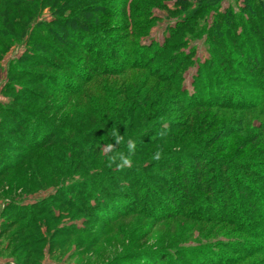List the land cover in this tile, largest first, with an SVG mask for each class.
<instances>
[{"label": "rangeland", "instance_id": "rangeland-1", "mask_svg": "<svg viewBox=\"0 0 264 264\" xmlns=\"http://www.w3.org/2000/svg\"><path fill=\"white\" fill-rule=\"evenodd\" d=\"M72 2L80 8L70 7ZM197 4V0H65L64 3L63 0H0V264H132L124 260L125 254L132 250L156 255V264H205L198 258L196 250L203 251L204 257H211L212 263H217L228 261L239 253L238 249L241 253L251 249L257 238L240 246L239 238L244 239V234L232 230L222 218L231 215L227 214L225 203H234L239 196L237 182L246 179L250 185L257 184L250 194L253 197L262 196L264 191V77L259 87L252 83V76L244 66L247 50L238 52L228 34L221 33L225 38L223 42H213L210 32L202 31L203 28L199 31L203 26L208 29L215 20L219 23L221 17H216L217 14H242L246 20L247 16L242 12L244 0H219L216 7L206 10L204 24L202 12L192 17L191 11L197 9ZM89 7L96 8L91 12ZM125 9L130 13L129 18L121 15ZM72 17L84 21L87 30H80L76 20L66 24ZM54 20L59 24H54ZM179 23L186 28L170 40L169 45L174 46L163 58L165 64L156 63L150 67L162 76L176 73L184 93L170 96L164 106L166 112L158 120L159 125L153 126L154 132L141 143L148 145L155 140L153 143L158 144L163 140L159 145L163 143L164 148L156 152L160 155L180 153V158L165 156L163 166L156 164L145 175L133 171L131 178H127L112 173L109 178H116L125 186L137 184L136 188L124 190L134 195L132 197L140 191L134 206L139 212L124 216L114 210H100L93 216L83 206L86 197L92 199L96 193H87L88 187H84V194L69 195L68 188L82 189L85 175L92 171L96 172L92 176L94 181H103L104 176H108V172L101 171L102 157L108 154L103 147L108 142L104 135L111 133L113 128L108 127L106 132L100 130L91 139L84 137V132L89 130L84 126L80 128L84 122V101H80L75 112L64 113L63 109L74 99L63 92H51L47 88L49 82L45 80L48 74L60 73V79L69 81L74 72L51 70L52 66L45 64L44 58L50 56L47 52L53 45L82 70L90 69L85 61L87 57L90 60L95 51H99V56H111V66H127L124 61L134 63L143 47L155 43L161 46ZM222 25L220 22L219 28H223ZM242 27L238 25L237 32ZM58 37L70 39V44L64 46L55 42ZM73 37L77 38L76 43ZM170 56L176 61L183 57L181 68H170L171 61L167 62ZM226 62V65L232 62L237 67L240 64L241 68L230 70L223 66ZM202 66L204 69L211 67V72L217 69L226 73L228 87L208 85L206 77H202L204 74H200ZM30 70L35 73H28ZM75 81L76 78L73 83ZM198 83L201 89L196 88ZM138 88L136 99L148 104L151 95L146 93V82L140 81ZM161 88L156 90L157 93L162 92ZM208 90L212 92L203 94ZM225 90L235 96L239 94L241 100L236 103L251 105L249 111L231 107L235 100L225 99L222 95ZM261 100L262 106L257 104ZM202 101L222 104L192 105ZM226 103L230 106L223 105ZM18 108L27 109L28 114L45 118L48 123L57 121L62 127L72 128V132H69L70 140L61 137L31 154L27 162L8 170V163L17 161L25 150L23 146L10 147L11 143L6 144L10 140L4 139H14L8 136V131L11 126L17 127L16 120L21 119L14 113ZM176 125L181 126L174 130ZM256 128L257 132L262 130L257 137L253 136L255 131L251 132ZM164 130L173 132L171 140L157 134ZM37 131H33L28 122L23 131L25 142L21 144L29 143ZM45 133L50 134L45 131L41 139H46ZM191 133L198 137L190 136ZM172 161L182 169H167ZM196 161L206 164V168H200L202 172L197 182L209 189L210 194L200 193L186 204L183 201L186 197L174 189L177 181L188 172L185 169L197 170ZM86 163L93 164L94 168L84 175L82 166ZM222 164L231 170L230 173L226 171L229 182L224 190L217 185L214 176ZM193 179L195 182L196 178ZM161 180L173 188L170 194L158 185ZM148 187L150 192L158 193L160 198L156 197L157 200L165 197L166 202H170L175 199L174 193L177 202H171L169 208L159 211L157 205L164 201L152 202L146 191ZM94 188L98 189L96 185ZM257 212L259 216L264 215V207ZM249 214L245 219L253 221L247 228L256 229V232L261 230L257 221L261 219ZM108 217H113V221L107 222ZM241 225L243 228L244 224Z\"/></svg>", "mask_w": 264, "mask_h": 264}, {"label": "trees", "instance_id": "trees-1", "mask_svg": "<svg viewBox=\"0 0 264 264\" xmlns=\"http://www.w3.org/2000/svg\"><path fill=\"white\" fill-rule=\"evenodd\" d=\"M65 0H63L64 3ZM219 0H197V9L192 10V17L195 18V16H199L202 12V22L203 24L206 23L205 19H207V12L206 10L211 7H216ZM244 7L242 9V12L246 14V20L244 19L242 14L237 15H229L227 13L225 14H217L216 17H221L220 22H223V28H219L220 22L214 21L212 22V26H210L208 29H205V27H200L199 31L202 29V31L206 30L207 33L210 32V40L213 42H223L225 38L221 37V33L223 32L224 35L228 34L230 36L231 41L236 43V50L238 52H244V50H247L245 54V63L244 66L248 71V74L252 76V83L255 84L256 87L260 86V80L264 77V0H244ZM77 6L75 5V2H72L70 7ZM80 8L79 6H77ZM90 8V7H89ZM96 8V7H95ZM94 7L90 8V11L93 12L95 10ZM80 10V9H78ZM82 10V9H81ZM88 10H85L84 12H90ZM206 13V14H205ZM128 14V15H127ZM129 11L125 9L122 11V16H129ZM189 15V14H187ZM145 16V15H144ZM191 16V15H189ZM215 17V18H216ZM214 18V19H215ZM77 18L72 17L66 21V24L73 23L74 20ZM57 20V19H56ZM54 20V24H59V21ZM62 20V19H60ZM78 21L76 23L80 24L79 29L81 30H87V26L84 21L82 20H76ZM63 21H61V24ZM214 23V24H213ZM219 24V25H218ZM242 25L241 31L237 32V26ZM186 28V25L179 23L176 30H174L171 33V36L166 38V40L162 43L161 46H159L158 43L148 45L143 47V49L139 50L138 59L134 61V63L128 64L125 60L127 66H120V67H114L111 66L112 62L110 61L111 56L103 55L99 56V51H95V55L89 60L87 57V60L85 61V64L90 66V69L82 70L81 67H78L77 64H75L72 61H68L67 54L61 53L55 46L51 45L50 49L47 53L50 54L48 58H44V62L47 65H51V70H56V72H74L70 78L69 81L62 80L59 78L60 73H54L53 75H46L45 80H48L49 85L47 88L51 90V92H63L62 94L69 96V98L74 99L71 105L63 109L64 113H69L70 111L75 112L77 109V106L79 105L80 101H84V122L81 124L80 128L84 126V129L89 130L87 132H84V137H88V139H91V137L97 136L96 134L102 132H106L108 130V127L116 128L118 130V134L123 135L125 138V141L128 139H135L137 148L136 152L131 156V163L124 168L120 169L117 168L115 163H112L110 160V157L113 155V153H108L106 156H103V162H102V170H105V172H108V176H104L103 181H94L92 176L96 174V172H91L88 175L87 171H90L93 167V164L90 165L87 163L84 164L82 167L84 168V181L82 182V189L73 188V186H70L68 190L70 191L69 195H80L85 193V188L88 187L87 193L89 192H95L96 197H89L87 196L84 202V208L86 207L88 212H91V214H96L100 210H104L105 212H111L114 210V212L118 214H122L124 216L128 215L129 213H137L139 211H136L135 205H137V197L136 195L140 194V191H138L135 195V197H132L134 195L129 194L128 192H125L124 188L126 189H133L136 188L137 184H130L124 185V182L118 181V179L109 178V175L117 174L118 176H128L127 178H131V173H141L140 175H145V172H148L150 168H152L154 165L157 164V166H161L163 163V160L165 159V156L170 155L173 158H180V153H172V154H161L159 155V159H154V153H156V150H161L164 148V144L161 142L158 144H154L155 140H151L150 143L146 145V143H141V140H145L147 137H149L150 132H154L155 128L153 126L159 125V118L160 116L166 112L164 106L168 102V99L173 94H179L182 96L184 93V90L180 87L178 83V75L176 73H172L169 75H160L157 71L152 70L150 66L155 65L156 63H162L165 64L163 61V58L166 56L168 50L172 48L174 45H169V42L171 39H174L179 35L178 33L180 30ZM249 29V30H248ZM74 36V35H73ZM183 36V35H182ZM72 40L76 43L77 38L73 37ZM55 42H59L60 44L64 46H68L70 44V39L60 38L58 37L55 39ZM71 46V45H69ZM136 48H140V46H136ZM72 51H75V48H71ZM215 49V48H214ZM257 49V50H256ZM219 49H216V51ZM85 55V54H84ZM183 58V57H182ZM182 58L180 61H176L175 57H171L169 61L171 63L169 64L171 69H175L183 65ZM57 59V60H56ZM132 57L130 58V60ZM59 60V61H58ZM61 60V61H60ZM173 60V61H172ZM62 62V63H61ZM227 62L223 65L225 68L227 67L230 70H235L236 68H241V65L235 66L232 65V62H229L228 65H226ZM205 66H202L200 68V74H204L202 77H206L207 84H215L216 86H227V83L225 80H227V74L222 73V70H217L211 72V67L204 69ZM234 72V71H233ZM28 73L34 74V71H28ZM38 74V73H37ZM199 76V75H198ZM76 78V81L73 83V79ZM201 78V76L199 77ZM224 80V81H223ZM259 80V81H257ZM140 81H145L148 89H146V93H149L151 95V101L146 103H140L137 99V90L138 83ZM200 82V81H199ZM162 87V92L157 93L156 90H158L159 87ZM215 86V87H216ZM196 88L201 89L202 86L198 83ZM230 88V87H229ZM231 89V88H230ZM229 89V90H230ZM232 91V90H231ZM14 92V91H13ZM212 92L211 90H208L207 92L203 94H210ZM229 91L225 90L223 92L224 98H229V100H235V103L231 105V107L238 109L240 111L248 112L251 108V105H242L236 103V101L239 99L241 100V97L239 94L235 96V94H229ZM216 93V91H214ZM184 96H186L184 94ZM264 100V97L262 98ZM258 102L257 104L262 106L263 101ZM167 101V102H166ZM243 101V100H242ZM243 103V102H241ZM222 103H212L209 101H202L193 103L194 106H209V105H219ZM224 106H230L227 103L223 104ZM191 106V105H190ZM194 106V107H195ZM248 106V107H247ZM264 106V105H263ZM16 115H19L21 119L16 120L17 127H10V137H14V139H9V137H5L4 139L7 141L10 140V142H7L6 144H12L10 147L12 148H19L21 146L25 147L24 152L20 156V158L15 162H10L7 165V169H13L15 167L20 166L21 163L27 162L30 158L31 154L35 153L38 149H42L44 147H47L49 144H53L57 139L64 137L68 140H70V134L69 132H72V128L68 127H62L57 121V124L54 123V121H50L49 123L46 122L45 118H39L38 116L34 114H28V110L24 108H18L15 109L14 112ZM14 115V114H13ZM15 115V116H16ZM124 120V123H122ZM59 121V120H58ZM30 122L32 125V130H38L37 133H34V137H30L29 143H25V145H22V142H25V133L23 132L26 128V124ZM48 123V124H46ZM193 123V122H192ZM195 123V122H194ZM197 123V121H196ZM39 124H42V127H40ZM243 124V123H242ZM163 123L160 126H162ZM136 126V127H135ZM181 125H176L174 127V130L179 129ZM191 126V124H190ZM193 126V125H192ZM224 126V125H222ZM245 126V124L243 125ZM37 128V129H36ZM97 130V131H95ZM111 130V129H110ZM167 130V129H166ZM157 131V134H160L162 138L170 139L173 135V132L170 131ZM264 130V129H263ZM45 131H49V135H44L46 139H41V134H44ZM85 131V130H84ZM112 131V130H111ZM255 131L253 136H258L261 134L262 130L257 132V128L251 130V132ZM29 132V131H28ZM77 131H75L76 133ZM89 132V133H88ZM97 132V133H96ZM225 132V130H224ZM146 133V134H145ZM145 134V135H143ZM223 135V134H222ZM104 140L107 137L108 142L111 140L110 133H106L104 135ZM190 136L198 137V134L191 133ZM42 137V138H44ZM90 137V138H89ZM16 138V139H15ZM31 138H34L33 141ZM150 139V138H148ZM28 142V141H27ZM67 142V141H66ZM95 142V139L93 140ZM102 142V141H101ZM197 145L200 144L198 142H194ZM124 150V145L119 146L114 151H121ZM176 156V157H175ZM264 158V157H263ZM264 164V163H263ZM163 166V165H162ZM224 164L219 165V170H216V182L217 185H220V188L224 190V187L228 184L229 180L226 179V171L229 170V173L231 172L230 169L227 167L224 168ZM96 167V166H95ZM195 167L197 168L196 171H189L188 169H185L186 174L184 177L180 178V181H177L175 185V191L178 190L181 193L182 197H186V199L183 201L186 204H189L191 201V198L196 197L198 194L202 193L204 194H210V190L205 188L204 185L200 186L199 182H197L198 177L200 176L199 173L202 172L200 168L205 167L206 164H199V161H196ZM199 167V168H198ZM223 167V169L221 168ZM188 168V166L186 167ZM221 168V169H220ZM6 169V170H7ZM167 169H170L171 171H177L181 168V165L175 164V162L172 161L169 167ZM243 169V168H242ZM195 172V173H194ZM249 172V171H247ZM251 172V171H250ZM249 172V173H250ZM149 173V172H148ZM224 174V175H223ZM188 175L192 176L189 177ZM223 175L224 177H222ZM239 175V174H237ZM187 178V182H184L183 180ZM196 178V181L194 182V179ZM109 181V182H108ZM242 181V182H241ZM239 181V183H236V186L240 188V193H237L239 196H242L239 198L237 196V200L233 204V206L230 208L231 204L225 203V206L227 207V214H230L229 216L223 217L222 222L229 223L230 226H232V230L238 231L242 234H244V239L239 238L240 242L238 243L240 246H242L244 243H246L247 240H254V245L251 247V249L245 250V253H241L242 251H238V254H235L234 256L230 257L228 261H218L217 263H212L211 257L207 258V256H203V251L196 250V253L198 254V258L202 259V263L205 264H264V241H260V239H264V215H260L257 212V209L264 207V191L262 192V196L260 197H253L251 194L252 190H255V187L257 184L251 183L250 185L248 180L244 179ZM264 181V177H263ZM98 188H94V186ZM161 188H163L167 194H170L172 191V187L168 185H164V181L161 180L160 184L158 183ZM85 187V188H84ZM160 188V187H159ZM153 189V188H152ZM158 189V188H157ZM263 189V188H262ZM150 188L146 189L150 194V199L152 202H159V200L163 199L160 202L157 207L159 208V211L161 209L169 208L171 202H177V197L172 193V197H175V199H170V202H166V198L158 196L156 192H150ZM154 191V190H152ZM174 191V192H175ZM167 196V195H166ZM171 197V198H172ZM95 198V199H94ZM236 198L233 197V199ZM68 201V200H67ZM182 202V201H181ZM70 203V202H69ZM142 203V202H141ZM236 203V204H235ZM144 205V204H143ZM152 205V204H150ZM243 206H246L243 207ZM250 211H246V210ZM86 210V211H87ZM156 211V208L154 209ZM229 212V213H228ZM255 212V213H254ZM257 215V217L261 220H257L260 222L258 226H261V230H257V232L254 229H249L247 227L250 226L249 223H252L253 220L247 221L245 218H247L245 215L247 214L250 216V214ZM179 214V213H178ZM107 222L113 221V217H108ZM111 220V221H110ZM244 224L243 228L242 225ZM246 225V227H245ZM258 226L256 228H258ZM245 227V228H244ZM244 229V230H243ZM259 231V233H258ZM206 252V251H205ZM147 251H141V250H132L128 251V253L125 254L124 260L132 262V264H156L155 259L156 255H148ZM144 259H147V261H143ZM154 260V261H153ZM142 261V263H140ZM135 262V263H133ZM211 262V263H210ZM201 263V262H200Z\"/></svg>", "mask_w": 264, "mask_h": 264}, {"label": "clouds", "instance_id": "clouds-1", "mask_svg": "<svg viewBox=\"0 0 264 264\" xmlns=\"http://www.w3.org/2000/svg\"><path fill=\"white\" fill-rule=\"evenodd\" d=\"M111 140L103 145L104 150L108 153H113L110 157L112 163H115L117 168H124L131 163V156L136 152L137 144L135 139L125 141L123 135L118 134L117 127L113 128ZM124 145V150L114 151L119 146ZM159 153H154V159H159Z\"/></svg>", "mask_w": 264, "mask_h": 264}]
</instances>
